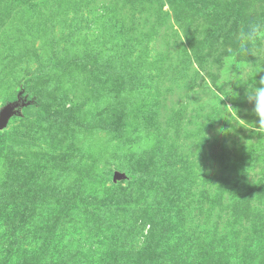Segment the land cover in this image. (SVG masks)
<instances>
[{"label":"rangeland","instance_id":"1","mask_svg":"<svg viewBox=\"0 0 264 264\" xmlns=\"http://www.w3.org/2000/svg\"><path fill=\"white\" fill-rule=\"evenodd\" d=\"M258 21L264 0H0V264H264V130L233 82L264 59L226 67Z\"/></svg>","mask_w":264,"mask_h":264},{"label":"clouds","instance_id":"2","mask_svg":"<svg viewBox=\"0 0 264 264\" xmlns=\"http://www.w3.org/2000/svg\"><path fill=\"white\" fill-rule=\"evenodd\" d=\"M184 39V33L177 29L176 35L170 39V43L174 44ZM236 43L237 48L234 51V57L229 58L227 61V68L232 69L233 65H235L241 69L243 66L239 63V58L247 57L248 53L253 54L258 59H264V21L254 22L242 28L236 35ZM229 51L233 50L230 49ZM248 68L251 69L252 66L249 65ZM260 71L261 69L255 70V75ZM255 75L253 76L251 71L239 72L233 82L239 81L247 84L245 97L249 103L254 104L252 111L259 117L258 126L255 124L254 128L249 129L257 131V129L264 130V77L259 79L258 83L260 86H257V82L253 79ZM250 79L252 82L248 83Z\"/></svg>","mask_w":264,"mask_h":264},{"label":"water","instance_id":"3","mask_svg":"<svg viewBox=\"0 0 264 264\" xmlns=\"http://www.w3.org/2000/svg\"><path fill=\"white\" fill-rule=\"evenodd\" d=\"M18 103H11L5 106L0 112V129L7 126L9 118L15 113V107Z\"/></svg>","mask_w":264,"mask_h":264}]
</instances>
